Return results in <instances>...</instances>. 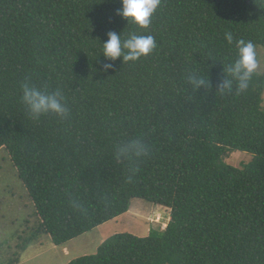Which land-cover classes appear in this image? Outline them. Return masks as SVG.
<instances>
[{"label":"trees","instance_id":"trees-1","mask_svg":"<svg viewBox=\"0 0 264 264\" xmlns=\"http://www.w3.org/2000/svg\"><path fill=\"white\" fill-rule=\"evenodd\" d=\"M122 7L0 0V150L40 233L65 247L142 199L170 210L164 230L116 234L69 264H264V74L243 93L216 92L236 41L264 47V0H161L147 28L118 16ZM113 31L152 35L156 48L135 62L110 61L102 43ZM192 73L212 88L195 90ZM25 82L59 89L70 115L32 117ZM132 139L149 151L130 164L116 146ZM237 151L253 160L228 164Z\"/></svg>","mask_w":264,"mask_h":264},{"label":"rangeland","instance_id":"rangeland-1","mask_svg":"<svg viewBox=\"0 0 264 264\" xmlns=\"http://www.w3.org/2000/svg\"><path fill=\"white\" fill-rule=\"evenodd\" d=\"M264 74V47L256 48ZM253 157L234 152L228 164L242 168ZM170 210L142 199H134L129 213L71 241L65 247L53 244L50 235L40 233L41 219L27 189L19 178L9 153L0 150V264H69L74 259L95 255L102 242L116 233L147 237L152 229L162 230ZM101 234L107 238L101 241Z\"/></svg>","mask_w":264,"mask_h":264},{"label":"clouds","instance_id":"clouds-1","mask_svg":"<svg viewBox=\"0 0 264 264\" xmlns=\"http://www.w3.org/2000/svg\"><path fill=\"white\" fill-rule=\"evenodd\" d=\"M122 9L117 10V15L126 19L128 23H134L142 28H147L154 14L161 4V0H121ZM229 44L233 43L231 32L225 33ZM103 44V56L115 61L122 58L123 62H135L141 57L148 56L156 48L155 38L152 35L131 34L127 39H122L121 34L108 33V40ZM237 58L234 62L224 67V77L217 85L216 92L221 94L231 93L234 88L237 93L245 92L250 85L254 74L259 68V60L256 45L252 41L240 39L236 41ZM213 62V61H212ZM216 62H213L215 64ZM113 64H105L104 70L111 69ZM188 82L195 90L202 87L212 88L209 78H204L196 73L187 77ZM22 102L29 109L32 117L55 114L61 118H67L70 110L67 107L63 93L57 89L51 92L41 91L35 85L25 82L22 85ZM148 146L140 139H132L116 146V157L128 161L130 164L148 154ZM131 179V177H129ZM74 206L80 207L75 204Z\"/></svg>","mask_w":264,"mask_h":264},{"label":"crops","instance_id":"crops-1","mask_svg":"<svg viewBox=\"0 0 264 264\" xmlns=\"http://www.w3.org/2000/svg\"><path fill=\"white\" fill-rule=\"evenodd\" d=\"M169 218H170V217H169ZM118 219H119V218H118ZM169 221H170V219L168 220L167 223L164 224L165 227H164L162 230H164V229L167 227ZM116 234H118V233H116ZM116 234H115V235H116ZM100 236H101V238H100L101 241H103L105 238H107V236H106L105 234H101ZM113 236H114V235H113ZM106 240H107V239H106ZM106 240H104L102 243H104ZM98 248H99V247H98Z\"/></svg>","mask_w":264,"mask_h":264}]
</instances>
